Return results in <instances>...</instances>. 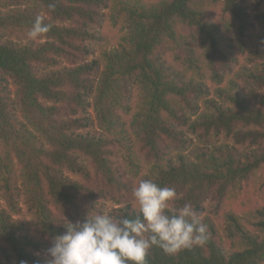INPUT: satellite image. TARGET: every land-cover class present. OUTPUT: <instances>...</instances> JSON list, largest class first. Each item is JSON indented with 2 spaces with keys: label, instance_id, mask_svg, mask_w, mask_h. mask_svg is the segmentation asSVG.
<instances>
[{
  "label": "trees",
  "instance_id": "1",
  "mask_svg": "<svg viewBox=\"0 0 264 264\" xmlns=\"http://www.w3.org/2000/svg\"><path fill=\"white\" fill-rule=\"evenodd\" d=\"M145 179L208 226L147 264H264V0H0V264Z\"/></svg>",
  "mask_w": 264,
  "mask_h": 264
},
{
  "label": "clouds",
  "instance_id": "2",
  "mask_svg": "<svg viewBox=\"0 0 264 264\" xmlns=\"http://www.w3.org/2000/svg\"><path fill=\"white\" fill-rule=\"evenodd\" d=\"M54 8V4L49 5ZM50 25L37 16L28 36L37 39ZM134 218L103 212L68 223L48 250L50 264H147L153 247L175 254L208 238V226L190 203L174 208L175 188L160 187L150 179L133 187Z\"/></svg>",
  "mask_w": 264,
  "mask_h": 264
},
{
  "label": "rangeland",
  "instance_id": "3",
  "mask_svg": "<svg viewBox=\"0 0 264 264\" xmlns=\"http://www.w3.org/2000/svg\"><path fill=\"white\" fill-rule=\"evenodd\" d=\"M111 48H112V46H108L107 51L111 50ZM213 97H214V95H213Z\"/></svg>",
  "mask_w": 264,
  "mask_h": 264
}]
</instances>
